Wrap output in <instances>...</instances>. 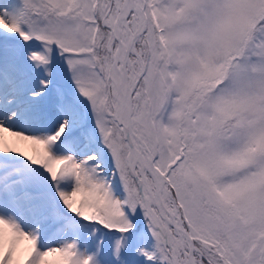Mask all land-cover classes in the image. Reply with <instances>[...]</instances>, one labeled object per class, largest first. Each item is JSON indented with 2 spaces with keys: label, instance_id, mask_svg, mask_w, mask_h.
Masks as SVG:
<instances>
[{
  "label": "snow or ice",
  "instance_id": "snow-or-ice-1",
  "mask_svg": "<svg viewBox=\"0 0 264 264\" xmlns=\"http://www.w3.org/2000/svg\"><path fill=\"white\" fill-rule=\"evenodd\" d=\"M0 264H264V0H0Z\"/></svg>",
  "mask_w": 264,
  "mask_h": 264
},
{
  "label": "bare ground",
  "instance_id": "bare-ground-1",
  "mask_svg": "<svg viewBox=\"0 0 264 264\" xmlns=\"http://www.w3.org/2000/svg\"><path fill=\"white\" fill-rule=\"evenodd\" d=\"M16 146L19 147L21 150H28L29 146L24 144V142H16Z\"/></svg>",
  "mask_w": 264,
  "mask_h": 264
}]
</instances>
